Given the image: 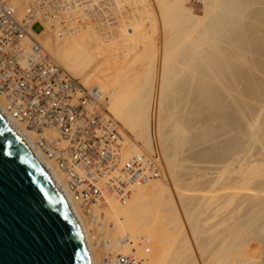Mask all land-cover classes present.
Here are the masks:
<instances>
[{
	"label": "bare ground",
	"instance_id": "1",
	"mask_svg": "<svg viewBox=\"0 0 264 264\" xmlns=\"http://www.w3.org/2000/svg\"><path fill=\"white\" fill-rule=\"evenodd\" d=\"M6 1L20 20L35 4ZM65 1L73 9L71 35L46 25L54 35L33 31V46L87 91L97 90L93 110L115 131L113 162L92 173L103 194L95 218L73 200L62 159L37 150V134L4 113L1 96L0 113L64 200L90 264L100 263L95 248L103 259L100 239L107 254L136 264H264L251 247L264 235V0H200L202 15L193 0ZM17 5L25 9L20 16ZM208 144L219 148L204 161L217 166L214 175L195 166L192 152ZM70 145L61 143L69 160ZM183 150L190 151L183 166L195 173L181 184ZM198 252L207 255L202 263Z\"/></svg>",
	"mask_w": 264,
	"mask_h": 264
},
{
	"label": "built area",
	"instance_id": "2",
	"mask_svg": "<svg viewBox=\"0 0 264 264\" xmlns=\"http://www.w3.org/2000/svg\"><path fill=\"white\" fill-rule=\"evenodd\" d=\"M34 2L20 20L11 5L0 0V96L4 100L3 111L37 134L35 146L45 157L62 159L57 166L65 175L73 200L79 203L85 215L95 218V214H91L92 207L98 208L103 194L98 189L99 179L92 178V173L107 170L113 162V153L108 146L113 143L115 131L108 128L93 110L97 90L87 91L46 51L33 46L34 22L48 25L53 31L61 25L62 37L71 35V4L65 0ZM73 99L75 101L71 104ZM97 128H102L103 133L98 134ZM60 136L71 142L68 149L71 160L65 157ZM155 166L151 167L155 171L151 175L158 178L162 169L160 164ZM104 240L95 244L104 249L103 264H136L133 257L124 258L119 252L107 254Z\"/></svg>",
	"mask_w": 264,
	"mask_h": 264
},
{
	"label": "water",
	"instance_id": "3",
	"mask_svg": "<svg viewBox=\"0 0 264 264\" xmlns=\"http://www.w3.org/2000/svg\"><path fill=\"white\" fill-rule=\"evenodd\" d=\"M0 264H90L64 200L1 113Z\"/></svg>",
	"mask_w": 264,
	"mask_h": 264
},
{
	"label": "rangeland",
	"instance_id": "4",
	"mask_svg": "<svg viewBox=\"0 0 264 264\" xmlns=\"http://www.w3.org/2000/svg\"><path fill=\"white\" fill-rule=\"evenodd\" d=\"M24 3L23 5H24V7H25V2H26V0H22L21 1V3ZM155 2V1H154ZM23 5H20V6H15V8H16V10L17 9H20L21 11H17L18 12V14H19V16H20V14L22 13V12H24V11H22V10H25V9H23L24 7H23ZM190 7L194 10V12H195V14H197V15H202V11H203V4H202V2L200 1V0H193L192 1V3L190 4ZM22 8V9H21ZM22 15H24V13L22 14ZM21 18V17H20ZM35 25L32 27V29H33V31H35L36 33H42L43 32V34H46V32H48L49 34L50 33H52V32H50L49 30L50 29H48L47 28V26H44L43 24H41L40 22H35L34 23ZM52 35H54L53 33L51 34V36ZM163 35L161 34V32L159 31V32H157V36H156V47H157V49L160 51V48H161V41H162V37ZM42 39V38H41ZM54 59V58H53ZM55 60V59H54ZM139 62H141L140 60H139ZM157 66V68H156V74H155V81H156V87L158 86V82H159V64L158 65H156ZM260 75V76H259ZM257 76H259V77H263L261 74H258ZM79 80V79H78ZM80 81V80H79ZM157 90V89H156ZM157 94V92H155V95ZM108 101L106 100H104V102H103V107L104 108H107V106H108ZM154 120L152 121V126L154 127ZM197 144H201V143H198L197 142ZM211 144H208V147L207 146H202V147H194L195 149H193V151L192 152H195V150H196V152H197V154L198 155H196L197 157H195L196 159L194 160V162H197V165H195V166H198L199 168H202L203 170H207L208 171V173H209V175L210 174H213L214 175V172H215V169H216V165L215 164H212V165H210V164H208L207 162L209 161V160H205V158L207 157V153H208V157H215L217 154V151H219V148L217 147V145L216 146H210ZM189 148V147H188ZM205 148V149H204ZM203 150V151H202ZM199 152H201L200 154H199ZM190 153V151L189 150H186V151H184L183 150V155H180V157H179V160H181L180 161V163L178 164V170L180 171L179 173V175H180V177L182 178V181L183 182H181V184L182 183H184V182H187V181H189L190 180V178H189V176L188 175H186L185 176V173L187 174V173H190V175H192L193 173H195V172H190V171H186V169H190L192 166H190V165H188V164H186V163H184V166H183V163H182V160H183V162L185 161V159L184 158H186L187 156H188V154ZM204 153H205V155H204ZM212 153V154H211ZM214 155V156H213ZM182 157H183V159H182ZM189 157V156H188ZM203 157V158H202ZM200 158H202V159H200ZM197 160V161H196ZM198 161H201V164H204V165H200V163L198 162ZM204 161H207V162H204ZM199 163V164H198ZM207 164V165H206ZM200 165V166H199ZM184 167V171L182 172V167ZM213 166V167H212ZM207 167V168H206ZM182 168V169H181ZM215 168V169H214ZM211 170V171H210ZM214 171V172H213ZM165 172V171H164ZM166 174V173H165ZM183 177H184V179H185V181H184V179H183ZM258 240H259V242H260V244L258 245L257 243H254V244H252L251 245V247L252 248H257V250H259V254H260V256H261V260L262 259H264V243H262V242H264V235H262V237H259L258 238ZM99 252V253H98ZM96 253H98V254H96ZM199 254V255H198ZM198 254H197V261H199V263L201 262L202 263V260H206V258L205 257H207V255H205L204 257H202L201 255H200V253L198 252ZM94 256H95V258H97L98 260H100V263L99 264H102V260H101V257H102V254H101V252L99 251V249H94ZM200 256V257H199ZM198 257L201 259V260H199L198 259ZM206 263V262H205ZM205 263H203V264H205ZM264 263V262H263Z\"/></svg>",
	"mask_w": 264,
	"mask_h": 264
}]
</instances>
